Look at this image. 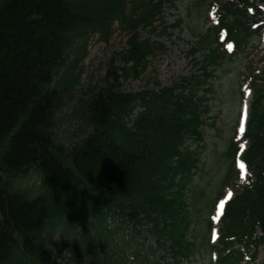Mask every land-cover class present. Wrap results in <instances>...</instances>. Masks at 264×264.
<instances>
[{
    "label": "trees",
    "instance_id": "1",
    "mask_svg": "<svg viewBox=\"0 0 264 264\" xmlns=\"http://www.w3.org/2000/svg\"><path fill=\"white\" fill-rule=\"evenodd\" d=\"M233 1L222 0L218 25L191 49V56L202 52L198 74L123 93L121 80L139 78L146 59L163 49L139 30L157 31L174 0H0V264H61L65 240L73 246L68 264H126L130 250L135 264L143 250L150 264H182L203 250L215 253L214 264H243L249 252L247 263L255 260L264 248V81L252 85L241 155L248 178L224 204L214 243L211 216L239 152L231 140L215 197L197 195L195 184L211 120L208 81L225 58L218 33L241 50L254 34L243 11L264 5L236 0L240 10ZM114 24L130 34L119 61L131 67L113 63L105 86L79 102L87 133L66 147L53 130L69 57L94 35L107 43ZM30 176L39 179L36 195L22 186Z\"/></svg>",
    "mask_w": 264,
    "mask_h": 264
},
{
    "label": "rangeland",
    "instance_id": "2",
    "mask_svg": "<svg viewBox=\"0 0 264 264\" xmlns=\"http://www.w3.org/2000/svg\"><path fill=\"white\" fill-rule=\"evenodd\" d=\"M219 7L215 0H174L172 6L166 4L161 17L163 23L158 21L154 24L158 28L157 31L152 33L149 29L139 30L142 40L161 45L163 49L154 50L146 59V66L140 71L139 78L121 80L122 92L140 93L155 87L156 82L161 87H171L179 81L180 77L198 74L197 63L202 59V52L200 50L191 56V49L198 39L206 35L208 30L217 23ZM254 8L264 10L263 4L259 2L254 3ZM253 14V9L246 13L250 28L256 20L251 18ZM177 21H180V26L172 29L171 26H174ZM256 27L251 29L255 30ZM260 33V38L252 37L242 51H236L231 46L221 43L220 52L225 55V58L212 73V79L208 81L210 92L207 96V105L211 120L207 121V125L202 129L206 150L202 155L201 170L197 174L195 184L198 186L197 195L205 193L211 200L219 190L221 179L228 168L224 153L230 140L239 148L246 147V141L242 138L247 120V116L244 118L242 113L243 102L245 97H249V105L251 103L250 89L253 80L256 79L258 84L264 81V29ZM129 38L130 34L127 30L114 24L112 36L107 43L101 41L98 35H94L89 38L85 49L82 46L74 47L69 57L72 67L69 69L67 67L71 75L67 94L63 106L55 113L53 136L57 142L66 147H72L85 137L87 128L80 115L79 102L105 86L108 68H111L113 63L114 67L119 69L131 67V64L124 66L119 61V56L127 51ZM186 145L194 148L191 142H187ZM231 171L234 179L221 186L222 194L226 199L235 194L244 185L246 179L240 162L232 166ZM22 186L36 195L39 192V179L36 176H30L29 180L22 183ZM193 198L194 194L190 200L192 204H194ZM221 205L220 202L217 204L216 218ZM113 224L112 221L111 225ZM150 243L151 241H148L147 245ZM72 250L73 246L67 240L62 241L60 248L62 258L59 259L61 264H68L69 259L72 258ZM146 254V251H141V256H137V264H150L154 260L152 256H149V262L144 261ZM251 254L253 252H250ZM210 258L212 256L203 250L189 262L182 264H213ZM123 259L126 264H135L133 250L126 252ZM253 264H264L263 247L258 248Z\"/></svg>",
    "mask_w": 264,
    "mask_h": 264
},
{
    "label": "bare ground",
    "instance_id": "3",
    "mask_svg": "<svg viewBox=\"0 0 264 264\" xmlns=\"http://www.w3.org/2000/svg\"><path fill=\"white\" fill-rule=\"evenodd\" d=\"M248 106H249V98L246 97L244 102H243V115H244V118L246 116V113H247V110H248ZM244 118H243V125H244Z\"/></svg>",
    "mask_w": 264,
    "mask_h": 264
}]
</instances>
